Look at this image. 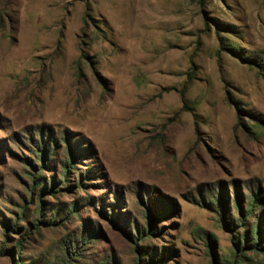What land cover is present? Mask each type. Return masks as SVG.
<instances>
[{"label": "rangeland", "instance_id": "1", "mask_svg": "<svg viewBox=\"0 0 264 264\" xmlns=\"http://www.w3.org/2000/svg\"><path fill=\"white\" fill-rule=\"evenodd\" d=\"M0 264H264V0H0Z\"/></svg>", "mask_w": 264, "mask_h": 264}, {"label": "trees", "instance_id": "2", "mask_svg": "<svg viewBox=\"0 0 264 264\" xmlns=\"http://www.w3.org/2000/svg\"><path fill=\"white\" fill-rule=\"evenodd\" d=\"M254 63H255V62H254ZM40 161H41V160H40ZM41 162H42V161H41ZM31 179L33 180V182H35L36 179H41V178L38 176V174H34V175H31ZM39 181H40V180H39ZM33 189H36V188L34 187ZM46 191H48V190H47L46 187H44V188L42 189V191H40V193H43V192H46ZM252 208H253V205L250 206V208H249V210H248V214H250V213L252 212ZM247 217H248V216H247ZM239 223H241V225H243V220L240 219V220H239ZM254 233H255V231H254ZM255 234H256V233H255ZM246 239H247V232L244 233L243 238H242V240H241L243 245H246ZM21 241H22V239H21ZM19 247H21V243H20V241L18 242V249H19Z\"/></svg>", "mask_w": 264, "mask_h": 264}]
</instances>
